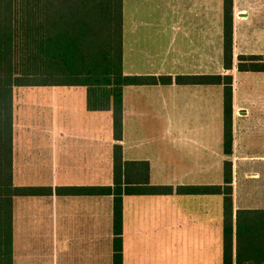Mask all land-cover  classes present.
Masks as SVG:
<instances>
[{
    "label": "crops",
    "instance_id": "crops-1",
    "mask_svg": "<svg viewBox=\"0 0 264 264\" xmlns=\"http://www.w3.org/2000/svg\"><path fill=\"white\" fill-rule=\"evenodd\" d=\"M222 16L223 0H123L122 71L172 77L230 73V155L222 151V84L125 85L119 139L113 136L111 110L87 108L83 85L14 86L12 181L46 189L12 199L13 264H41L42 259L48 264H112V195L66 188L112 184L114 144H120L123 160L148 161L152 184H220L223 161L229 158L233 209L240 208L235 204L237 163L264 156L246 151L258 146L254 136L263 138L264 115L252 117L251 108L263 107L264 92L257 97L259 104L250 100L251 92L242 93L237 72L253 70H238L236 62L239 54H264V0H233L230 69L222 63ZM254 72L264 84V70ZM248 168L243 167L244 177L259 181L261 167ZM146 206L150 209L144 211ZM221 210L219 193L123 194L122 264L126 234L133 264H161L163 257L181 260L178 264H213L211 238L216 234L221 239L217 264H222ZM153 215L151 228L173 229L185 236L183 242L146 240L141 218ZM195 235L200 242L191 241ZM165 251L171 255L149 253Z\"/></svg>",
    "mask_w": 264,
    "mask_h": 264
},
{
    "label": "trees",
    "instance_id": "trees-1",
    "mask_svg": "<svg viewBox=\"0 0 264 264\" xmlns=\"http://www.w3.org/2000/svg\"><path fill=\"white\" fill-rule=\"evenodd\" d=\"M232 4L223 0V58L232 60ZM123 0H0V264H13L12 199L46 187L12 181L13 88L19 85H83L89 109H110L113 136L122 134L125 85L222 84V151L232 153L230 73L125 74L122 71ZM238 70H264V54H239ZM73 193L111 194L112 264H122V196L219 193L222 195V264H264V207L233 209L232 161H223L220 184H152L147 160H123L113 145V183L67 187Z\"/></svg>",
    "mask_w": 264,
    "mask_h": 264
},
{
    "label": "rangeland",
    "instance_id": "rangeland-1",
    "mask_svg": "<svg viewBox=\"0 0 264 264\" xmlns=\"http://www.w3.org/2000/svg\"><path fill=\"white\" fill-rule=\"evenodd\" d=\"M249 73V74H248ZM253 73H255L254 71H239L237 72L238 75V81H239V89L242 90V93H244L245 91H249L252 94V98H250V100L256 98V101L259 102L261 100H259V93L260 92H264V84L263 81L261 80V78L254 76ZM263 90V91H262ZM258 97V98H257ZM264 97V94L263 96ZM263 99V98H261ZM259 100V101H258ZM215 103V102H214ZM257 105H254L251 108V115L252 117L255 116H260V115H264V112H262L264 110V105L263 107H256ZM253 122H255V119H252ZM214 125H216V122H214ZM259 131H256V134ZM215 134H214V144L216 143L215 140ZM221 137V136H220ZM253 141H255L258 146L257 147H250L248 148L246 151L248 152H255V153H264V147H262V145L264 144V134H263V138H259V136H254L253 137ZM261 158V159H259ZM264 156H260V155H252L249 156L246 159H243L242 161H239L238 164V170L236 172V183H235V204L237 206L244 207V208H263L264 207ZM259 160L263 161L260 162ZM247 166H249V170H253L254 167L256 166H260L261 167V172H260V176L261 179L257 182L253 181V178H245L244 177V168H246ZM221 167V166H220ZM220 170H217V166H214V174H213V178L214 181H217V179H220ZM214 198H220V196L218 195H214ZM150 208L148 206L145 207L144 211L149 210ZM218 207L216 205L215 202L212 203V213L215 216L217 213ZM222 212V210H221ZM141 223L146 226L144 233L146 235H144V238H150L153 239L154 241H150V243H159V244H166V245H172L174 243H180L183 242L182 238H184L185 236H180L177 233H175L173 231V229H156L154 230L153 228L150 227L151 224L156 223V220L154 219V215H153V219L149 218H141ZM187 237V236H186ZM126 238V243H125V247L126 249V264H133L132 259H130V245L128 242V237L127 234L125 236ZM188 238V237H187ZM190 240V238H188ZM147 240V239H146ZM191 241L192 242H200V236L195 235V236H191ZM211 243L213 245V255H214V262L213 264H217V257H218V253H219V248H221V239L218 238V236L216 234L212 235L211 238ZM47 252L42 253L41 255L46 254ZM149 253H156L159 256L161 255H166L169 254L171 255V253L165 251V252H149ZM161 259V258H160ZM167 257H163L161 261V264H178L181 262V260H176L173 258H170V260L168 261ZM41 264H48L43 263V259Z\"/></svg>",
    "mask_w": 264,
    "mask_h": 264
}]
</instances>
